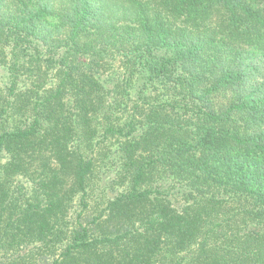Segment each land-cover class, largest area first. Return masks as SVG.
Masks as SVG:
<instances>
[{
	"label": "trees",
	"instance_id": "trees-1",
	"mask_svg": "<svg viewBox=\"0 0 264 264\" xmlns=\"http://www.w3.org/2000/svg\"><path fill=\"white\" fill-rule=\"evenodd\" d=\"M0 264H264V0H0Z\"/></svg>",
	"mask_w": 264,
	"mask_h": 264
},
{
	"label": "rangeland",
	"instance_id": "rangeland-1",
	"mask_svg": "<svg viewBox=\"0 0 264 264\" xmlns=\"http://www.w3.org/2000/svg\"><path fill=\"white\" fill-rule=\"evenodd\" d=\"M107 161L109 160H105V163H104V167H103V170L102 173L100 176H99V180H105V182L109 183V176L111 175V171L112 169H114L112 166L110 168V174H109V163H107ZM109 193V192H108ZM78 206H76L75 208L77 209Z\"/></svg>",
	"mask_w": 264,
	"mask_h": 264
}]
</instances>
